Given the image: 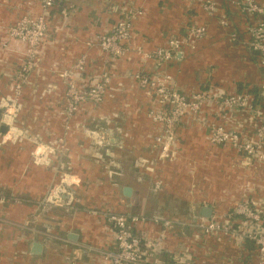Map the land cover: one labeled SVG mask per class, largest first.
I'll list each match as a JSON object with an SVG mask.
<instances>
[{
	"label": "crops",
	"instance_id": "0c3cea01",
	"mask_svg": "<svg viewBox=\"0 0 264 264\" xmlns=\"http://www.w3.org/2000/svg\"><path fill=\"white\" fill-rule=\"evenodd\" d=\"M256 1L264 7V0ZM41 2L0 0V97L12 92L14 71L24 58V44L9 37L7 29L25 14L39 15ZM220 5L231 29L243 34L237 6L230 0H220ZM127 7L142 10L130 44L138 50L112 59L89 48L87 42L108 33ZM192 24L204 26L205 36L184 46L174 59L160 68L154 60L143 59L144 52L183 35ZM47 26L37 52L39 68L20 94L17 124L28 136L18 142L0 137V264H110L103 256L113 247L104 211L142 218L134 224L135 232L150 243L159 239L157 248L144 246L143 264L258 263L251 242L202 234L196 226L200 217L225 214L243 199L264 208V161L245 163L230 146L208 141L211 123L233 129L248 141L255 139V118L264 117V76L247 47L231 42L225 30L189 0H54ZM83 54L87 65L77 76L79 82L91 85L108 76L110 87L102 102L78 107L70 120L67 153H51L49 166L35 164L36 141L54 146L62 132L64 85L56 73ZM141 69L171 73L186 95L208 87L225 94L258 91L248 93L252 101L245 107L207 103L200 114L205 124L183 120L176 132V155L161 160L154 142L157 127L146 115L159 104L134 80ZM83 125L113 130L115 143L108 144V152L94 148L81 131ZM64 166L80 181L72 187L71 206L57 207L49 202V193ZM204 178L208 190L200 188ZM126 186L130 195L123 192ZM162 192L167 197L157 199ZM165 219L171 222L169 228L163 225ZM33 242L42 245L41 252L31 251Z\"/></svg>",
	"mask_w": 264,
	"mask_h": 264
},
{
	"label": "built area",
	"instance_id": "2783aa9c",
	"mask_svg": "<svg viewBox=\"0 0 264 264\" xmlns=\"http://www.w3.org/2000/svg\"><path fill=\"white\" fill-rule=\"evenodd\" d=\"M198 4L200 9L210 19L214 20L218 27L225 30L231 42L244 44L254 57L258 67L264 76V7L256 0H230L238 8L241 18L240 25L243 34L231 29L229 17L223 11L220 0H189ZM54 4V0H42L41 13L37 16L25 14L18 18L12 26H9L8 36L24 44V58L13 74L12 92L0 97V126H5V132L0 131L3 142L20 141L27 130L17 124L18 114L21 109L20 94L27 84L32 71L39 68L37 52L40 44L47 34V15ZM142 14V10L135 7H127L122 15L112 26L108 33L98 34L94 40L88 41L89 48L95 47L107 54L110 58H120L130 51H137L131 47L132 29L134 22ZM206 34L204 26L189 25L183 35L169 38L164 46H158L152 51L144 52L143 59L154 60L158 66L171 61L184 46L200 40ZM72 69L60 71L62 83L66 85L64 95L65 118H70L80 105L85 102L97 104L103 101L109 86L110 78L103 76L91 85L81 84L73 77V72L80 74L86 68V55H81ZM134 80L138 86L151 92L158 109L149 110L146 115L157 127L154 142L157 145L158 157L161 160L170 159L176 155L174 143L178 126L183 120L196 121L205 124L201 117V109L207 103L212 102L225 109L248 106L252 98L248 93L225 94L216 91L212 87L199 90L186 95L179 91L175 82L169 85L171 76L166 73L135 72ZM264 88V86H263ZM79 105V106H78ZM208 141L212 145H228L235 152L243 156L245 163L259 164L264 161V117L255 118L253 141L244 139L241 134L225 126L209 124ZM208 125V126H209ZM87 137L92 139V144L98 148L108 150L107 131L103 126L87 128L84 130ZM57 141V140H56ZM51 147L39 145L32 152L35 164L49 166L51 153L56 150ZM59 141H62L60 138ZM171 160V159H170ZM62 170L61 181L51 188L49 202L57 207H69L72 204V187L78 185L80 179L69 170ZM3 197L0 194V201ZM111 232L113 247L103 252V256L110 264H143L145 256L144 246L157 248L159 239L150 243L143 234H137L134 224L142 221L137 216L112 211L102 212ZM165 227H170L171 222L164 221ZM202 234H223L241 242H251L259 256V262L264 260V208L254 206L249 200H240L236 206L225 214L211 215L209 218L200 217L196 224Z\"/></svg>",
	"mask_w": 264,
	"mask_h": 264
},
{
	"label": "rangeland",
	"instance_id": "374dc122",
	"mask_svg": "<svg viewBox=\"0 0 264 264\" xmlns=\"http://www.w3.org/2000/svg\"><path fill=\"white\" fill-rule=\"evenodd\" d=\"M18 19H16L12 24H10V26H12L13 24H15V22L17 21ZM76 63V62H75ZM74 64V63H73ZM162 65V64H161ZM161 65H157V64H155V66H157V67H161ZM72 66L73 65H71V66H69V67H66V68H63L62 70H64V69H69L70 68V70L72 69ZM62 70H60V71H62ZM60 71L58 70V72L56 73L57 74V77L62 81V79L60 78V76H59V74H60ZM135 72H137V71H135ZM139 72H146L145 71V69H144V71L141 69V70H139ZM74 74H73V77L77 80V81H79L78 80V77L77 76H80L82 73H80V74H76V72L74 71L73 72ZM146 73H150V72H146ZM151 73H156V74H161V73H165V71H163V70H155L154 72H151ZM167 74V73H166ZM170 76H171V78H172V80L170 79V81H169V85H172L174 82H176V80H175V78H174V76H172L171 75V73L169 74ZM174 79V80H173ZM82 84V83H81ZM64 85V84H63ZM141 88V87H140ZM143 89V88H142ZM202 90H206V88H203ZM65 93H66V85H64V95H65ZM79 106V105H78ZM78 110V109H77ZM77 110H76V112H74L73 113V115L70 117V118H64V121H63V126H62V132H61V134L58 136V137H56V139H55V141L57 142L56 144V150H55V152H54V154H58L59 155V157L60 156H62L63 154H65V153H67V143H66V139H67V136L69 135L68 134V132L73 128V124H72V122H70V120H71V118H73L74 117V115H75V113H77ZM64 113V112H63ZM215 125H221V126H223L222 124H215ZM89 126V125H88ZM88 126H86V125H83V129L81 130V131H84L85 129H87V128H89ZM93 128H95V127H93ZM92 128V129H93ZM84 134H85V131H84ZM28 136V134L26 133L25 134V136H24V138H26L27 136ZM86 135V134H85ZM62 139V141H59V139ZM94 145V144H93ZM219 145H222V144H219ZM94 147V146H93ZM94 148H97L98 149V147H94ZM62 170H68V168H66V166H64L63 168H61L60 170H59V172L57 173V175H59V181H61V177H60V173L62 172ZM69 170H71V167L69 166ZM72 172V171H71ZM165 176V175H164ZM202 177H205V176H202ZM59 183V182H58ZM51 187H54V185L53 186H51ZM160 187V186H159ZM202 190L203 189H206V190H208V188H209V185H208V181H207V179L206 178H204L203 180H202V186L200 187ZM157 190H160V189H157ZM201 193H205V192H201ZM167 194L168 193H164V192H162V193H157L156 194V198L158 199L159 197H161V196H163L162 198H165V197H167ZM47 213V212H46ZM45 213V214H46ZM42 216H44V215H42ZM164 221H167L166 219L164 220ZM164 223V222H163ZM41 233H43V231L41 230Z\"/></svg>",
	"mask_w": 264,
	"mask_h": 264
},
{
	"label": "water",
	"instance_id": "95a60500",
	"mask_svg": "<svg viewBox=\"0 0 264 264\" xmlns=\"http://www.w3.org/2000/svg\"><path fill=\"white\" fill-rule=\"evenodd\" d=\"M0 112H1V109H0ZM5 130H6L5 126H0V131L1 132H5ZM106 131H107V143L108 144H114L115 143V138H114V135H113V130L111 128H107ZM72 191H73V189H72ZM123 192H124L125 195H130L131 188L126 186V187L123 188ZM202 213L205 214V215H208V210L207 209H203ZM31 246H32V248H31L32 252H34V253L41 252V249H42V245L41 244H39L37 242H33Z\"/></svg>",
	"mask_w": 264,
	"mask_h": 264
},
{
	"label": "trees",
	"instance_id": "16d2710c",
	"mask_svg": "<svg viewBox=\"0 0 264 264\" xmlns=\"http://www.w3.org/2000/svg\"><path fill=\"white\" fill-rule=\"evenodd\" d=\"M253 59H254V57H253ZM251 91H252L253 93H257L258 89H256V88H252V89L250 90V92H248V93H251Z\"/></svg>",
	"mask_w": 264,
	"mask_h": 264
},
{
	"label": "flooded vegetation",
	"instance_id": "af4514ba",
	"mask_svg": "<svg viewBox=\"0 0 264 264\" xmlns=\"http://www.w3.org/2000/svg\"><path fill=\"white\" fill-rule=\"evenodd\" d=\"M105 151L108 152V150H105ZM106 152H105V153H106Z\"/></svg>",
	"mask_w": 264,
	"mask_h": 264
}]
</instances>
